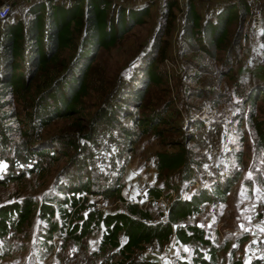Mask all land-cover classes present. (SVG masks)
Wrapping results in <instances>:
<instances>
[{"label": "rangeland", "instance_id": "1", "mask_svg": "<svg viewBox=\"0 0 264 264\" xmlns=\"http://www.w3.org/2000/svg\"><path fill=\"white\" fill-rule=\"evenodd\" d=\"M25 1L0 0V3H11L12 10L26 19L22 7ZM118 1L123 6L147 3L151 9L117 43L98 51L87 76L88 86L80 97V110L55 118L42 127L35 128L38 125L33 124L28 129L29 124L26 125L25 129L29 131L26 136L32 138L34 144L53 146L54 156L35 157L28 163L21 160L16 166L4 157L13 154L9 147L0 146V177L7 172L16 175L0 182V205L25 196L36 201L33 214L21 229L0 239V264H116L121 258L116 253L117 248H100L104 226L95 227L80 245L68 238L65 231L57 230L46 239L43 235L45 219L38 213L39 203L46 194L56 192L59 181L75 178L80 168L86 175L97 176L95 187L100 186L99 183L113 186L116 180L122 183L117 187L121 195L116 190L110 194L101 191L85 194L92 202V209L123 211L126 210V201H130L153 210L155 219H161L163 214L156 196L150 193L153 186L164 188L162 196L170 207L173 199L189 197L195 187H210L213 178L230 176V188L224 198L204 204L186 222L198 224L213 242L223 245L216 264H231L237 258L250 264L246 251L248 242L259 245L264 264L261 222L264 211V145L261 142L264 93L259 89V86L264 87V0L251 1V12L245 17L241 37L236 39L238 25L235 22L230 25L225 45L216 52L210 48L215 57L211 51L204 52L183 43L181 31L187 10L186 0L176 2L172 16L166 14L168 0ZM62 2L70 3L68 0ZM196 2L202 12H208L207 0ZM159 44L161 52L158 53L155 47ZM67 52L71 50L65 49L62 54ZM154 58L156 70L161 72V81L147 85L148 89L141 98L143 106L133 108L138 113L148 114L164 106L175 114L159 125L160 133L154 130L140 132L136 142L125 146L117 129H111L102 121L91 120V117L103 105L116 103L128 85L145 74V64ZM192 69L200 76L190 75ZM47 72L39 75L36 86L42 83ZM46 85H43L45 89ZM250 86H255L258 93L251 106L245 104V94L241 96V90ZM33 91H36L35 87ZM48 95L47 92L46 97L38 102L41 107L49 103ZM28 96L29 92H21L9 105L26 119L30 111L26 107L30 103ZM193 119L201 120L203 127L195 126ZM127 121L133 125L132 121ZM79 130L81 134L89 135V139L82 135L81 142L86 145L81 144L85 151L75 152L71 144L63 141L49 143L51 138L62 140L65 136L70 139L73 135L79 136ZM35 132L41 137L33 140ZM192 134L196 135V140L192 139ZM13 138L19 139L20 135L15 133ZM175 142L185 143L190 159L191 156L195 158L191 167L197 178L183 182V166L163 171L157 165L160 152L178 148L173 144ZM35 160L38 169L26 172V166ZM53 218L61 221L57 210ZM41 238L50 242L52 247L48 249L46 244L40 243ZM165 246L149 245L157 249L155 251H162ZM195 247L196 243H179L175 260L191 259ZM140 254L137 251L136 256L143 258ZM149 258L154 264H174V260L165 261L153 254Z\"/></svg>", "mask_w": 264, "mask_h": 264}, {"label": "trees", "instance_id": "2", "mask_svg": "<svg viewBox=\"0 0 264 264\" xmlns=\"http://www.w3.org/2000/svg\"><path fill=\"white\" fill-rule=\"evenodd\" d=\"M62 1L67 0L25 1L22 7L26 19L18 16L11 6L8 14L0 18V146L4 149L5 146L9 147L13 154L4 157L14 162L16 166L21 160L28 163L35 157L54 156L53 146L34 144L32 138L26 136L29 134L30 125H38L35 128L42 127L55 118L79 111L80 97L88 86L87 76L98 51L102 47L117 43L124 33L141 21L151 9L147 3L139 6H123L118 0H68L69 4H63ZM196 1H185L187 10L181 31L183 43L204 52L211 51L215 57L210 48L213 47L216 52V49L225 45L231 24L236 22L238 25H236L238 27L236 39L241 37L245 17L251 12L252 0H207L206 5L209 7L206 9L207 13L198 8ZM176 2L178 0L166 2L168 16L174 14ZM155 48L158 53L161 52L160 44ZM65 49L71 52L62 54ZM156 68L155 58L148 61L144 66L145 74L128 85L127 90L121 93V98H118L116 103L103 105L91 117V120L102 121L111 129H117L118 137L125 142V146L130 142H136L140 132L147 133L154 130L155 133H160L159 125L175 114L169 107L164 106L147 112L148 114L138 113L133 108L143 106L141 98L148 89L147 85L161 81V72ZM46 70L48 71L46 77L36 86L35 82L39 75ZM189 73L200 76V73L193 69ZM44 84H47V89L43 87ZM34 87L36 91H33ZM259 89L264 93V87L259 86ZM21 92H29L30 103L25 104L30 108L27 119L19 115L15 108L9 107L11 100L16 99ZM35 92L39 95H35ZM47 92L49 103L41 107L38 102L46 97L44 94ZM257 95L255 86L241 90V96L246 99L245 104L250 106L255 102ZM124 116L126 118H123ZM127 120L132 121L133 125ZM194 121L195 126L203 127L204 123L201 120ZM137 126L140 128H136ZM26 127L28 129H25ZM15 133L20 135L19 139L13 138ZM35 133L33 140L41 137L38 132ZM80 134L73 135L71 139L68 136L62 140L51 138L49 143L53 145V142L63 141L65 144H71L74 151L80 153L85 151L84 145H86L81 142L82 135H86L85 137L89 139L88 134ZM186 136L185 134L184 137ZM192 137L197 139L195 134H192ZM261 142L264 145V133ZM173 144L178 148L159 153L157 160L159 168L165 171L183 166V182L197 178L196 171L191 167V162L195 158L191 156L190 159L185 143ZM125 146L124 150H126ZM35 161L26 166V172L38 169V161ZM77 171L75 178L69 177L66 181H59L56 192L46 194L39 203L38 213L45 219L43 233L45 239L51 238L57 230L61 233L65 231L68 238L80 245L82 239L95 227L104 226L100 248L103 250L117 248L116 253L121 258L116 264H154V260L149 257L138 258L137 251L142 252L151 244L162 248L170 241L171 234L175 233L178 245L196 243L192 258L180 259L179 264L219 262V251L223 245H217L207 236L204 228L198 224L188 223L186 219L198 213L204 204L223 199L230 188L232 179L230 176L213 178L210 187H195L189 197L173 199L169 207L168 219L164 221L160 218L155 219L153 210L145 209L138 203L130 201H126V210L123 211L105 212L97 208L92 209V202L85 194L94 191L110 194L116 190L117 194L121 195L120 188L117 187L122 186V183L116 180L113 186L99 183L100 186L95 187L97 176L86 175L81 168ZM63 176L65 177V174ZM14 177L15 174L7 172L0 177V182ZM174 186L179 188L178 185ZM163 189L160 186H153L150 193L159 197ZM35 208L36 201L29 196L1 204L0 239H4L11 231L20 230ZM56 210L61 216V221L53 218ZM40 243L46 244L48 249L52 247L51 243L44 241L43 238ZM231 264H246V262L237 258ZM250 264H262L261 257Z\"/></svg>", "mask_w": 264, "mask_h": 264}, {"label": "built area", "instance_id": "3", "mask_svg": "<svg viewBox=\"0 0 264 264\" xmlns=\"http://www.w3.org/2000/svg\"><path fill=\"white\" fill-rule=\"evenodd\" d=\"M28 1V0H26ZM10 4L9 2H2L0 3V18H4L9 10H10ZM157 198V204L161 207V212H162V217L161 219L166 221L168 219V214H169V207L168 203L166 200L163 199V196L156 197ZM261 222L263 224V232H264V211H262L261 214ZM178 242H177V237L176 234L173 233L170 236V241L166 244L165 249L155 251L157 249H153L152 247H146L144 250L141 252V257L146 258L149 257L150 254L155 255L157 258L169 261V260H174V264H179L180 259L177 258L178 254ZM246 251H247V259L252 262L255 261L257 258L261 257L263 252L260 249L258 244H255L253 242H248L246 245Z\"/></svg>", "mask_w": 264, "mask_h": 264}]
</instances>
